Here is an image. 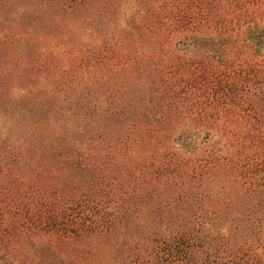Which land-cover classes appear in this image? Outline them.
Wrapping results in <instances>:
<instances>
[{"label":"trees","instance_id":"16d2710c","mask_svg":"<svg viewBox=\"0 0 264 264\" xmlns=\"http://www.w3.org/2000/svg\"><path fill=\"white\" fill-rule=\"evenodd\" d=\"M41 1L106 18L114 36L91 61L107 75L98 88L111 85L108 100L84 104L78 132L57 129L46 147L41 135L0 133V264H148L161 252L222 264L216 242H230L239 217L250 236L233 258L264 264V0ZM129 5L137 17L121 26L114 17ZM168 217L183 229L153 236ZM132 224L161 242L142 263L105 261L91 245L85 258L75 245L131 243ZM30 238L32 256L13 253Z\"/></svg>","mask_w":264,"mask_h":264},{"label":"rangeland","instance_id":"374dc122","mask_svg":"<svg viewBox=\"0 0 264 264\" xmlns=\"http://www.w3.org/2000/svg\"><path fill=\"white\" fill-rule=\"evenodd\" d=\"M136 15L135 7L129 5L117 11L114 18L123 26ZM105 21L103 17L101 24L97 22L90 8L62 7L50 5L48 1L10 0L0 5V133L34 137L41 135V145L46 147L45 142L57 129L59 133L70 130L75 133L80 130L78 119L87 112L84 104L106 99L109 93L106 88L111 85L107 83L98 88V82L103 81L100 78H105V68L100 61H91L95 57L92 46L97 47L114 36V33L108 31ZM98 77L100 80L95 83ZM63 87L66 88L63 92L68 94L67 98L58 93V88ZM74 87L80 90L85 87L86 93H81L80 97L71 90ZM93 88L99 91V96ZM97 119L103 125H109L105 117ZM45 133L47 136L43 138ZM177 221L173 223L168 217L161 223L163 225L154 223L153 229L150 228L153 236H174L178 232L176 230L183 229V225L180 226V221ZM239 221L240 217L236 222L240 225L238 228L233 224L229 243L226 239H218L216 242L222 264H238V259L233 258L230 250L237 248L239 242L250 236V232L246 231L247 224ZM145 226L132 224L122 231L123 238L131 243H114L107 237H101L79 239L75 245L81 248V255L85 258L88 253L84 250L91 245L105 261L118 258L119 261L129 262L133 258H140L139 262L142 263L143 258L139 257V253L150 243L158 244L143 238V235H146L145 238L148 236ZM135 236L140 244H135ZM34 241L31 238L21 240L13 253L26 250L32 256L34 248L31 246L35 244ZM115 244L119 245L118 251ZM145 253L140 255L144 257ZM144 259L148 264H185L184 260L168 257L162 252L158 257L145 256Z\"/></svg>","mask_w":264,"mask_h":264}]
</instances>
